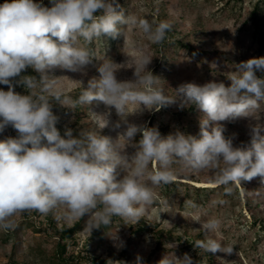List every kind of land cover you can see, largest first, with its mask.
<instances>
[{
    "label": "clouds",
    "instance_id": "clouds-1",
    "mask_svg": "<svg viewBox=\"0 0 264 264\" xmlns=\"http://www.w3.org/2000/svg\"><path fill=\"white\" fill-rule=\"evenodd\" d=\"M45 7L34 0H5L0 4V130L11 126L16 137L0 141V227H11L10 218L19 212L37 211L47 215L64 209L62 218L71 222L85 216L89 231L106 227L113 217L125 222H138L147 205L153 203L151 185L171 183L178 171L215 173V183L224 186L226 195L232 185L261 177L264 182V57L252 58L237 65L228 78L230 86L220 82L203 85L185 83L174 97L165 95L159 79L147 66L153 57L136 58L135 80L121 82L116 78V64L105 60L98 68L99 78L88 82L75 101L64 95L57 78L47 70L61 68L83 72L93 60L89 48L95 38H116L120 25L136 26L154 44L162 43L172 25L167 21L149 22L127 14L118 0H50ZM118 9H120L118 11ZM32 68L39 74L23 76L28 94L14 91L11 78ZM179 98L181 106L195 105L203 113L199 136L180 131L162 137L156 128L136 125L128 116L143 109L160 110ZM68 108L102 102L114 108L119 119L113 124L117 139L99 135L88 129L74 136L66 129L62 137L56 127L58 117L50 101ZM103 117L100 128L109 124ZM238 117H252L251 141L247 148L234 147L225 137L220 123ZM140 135L138 143L134 142ZM136 149L129 156L126 146ZM179 164L175 169L173 165ZM153 165V170H149ZM121 173L123 176L121 177ZM188 205L195 209L194 201ZM224 204L225 200H214ZM200 223L199 220H196ZM168 222V221H166ZM207 233L219 229L221 221L210 218L200 223ZM194 248L202 253L223 252L231 255L233 245L207 238L198 240ZM136 264H142L137 256ZM158 264H194L188 253H167Z\"/></svg>",
    "mask_w": 264,
    "mask_h": 264
},
{
    "label": "rangeland",
    "instance_id": "rangeland-1",
    "mask_svg": "<svg viewBox=\"0 0 264 264\" xmlns=\"http://www.w3.org/2000/svg\"><path fill=\"white\" fill-rule=\"evenodd\" d=\"M256 0H123L124 13L145 18L149 22H159L161 18L174 26L183 38V42L191 43V52L177 43L167 51L170 64L167 68L156 69L158 54L153 51L155 44L151 42L141 29L131 25H120V34L112 43L108 36L95 38L90 44L82 39L80 44L89 48L94 57L83 72H71L59 67L47 70V75L57 78L64 95L75 101L82 90L87 89L88 82L99 78L98 68L105 60L116 64L118 71L116 78L121 82L135 80V64L133 61L147 55L153 57L147 66L148 70L159 79L158 86L162 87L165 95L174 97L175 91L185 83L203 85L207 82L224 83L230 86L228 78L237 70V65L252 58L264 57V50H260L252 36V29L248 22L249 12ZM45 7H51L50 0H34ZM163 16V17H160ZM23 76L39 74L32 68L22 71L20 76L12 79L14 91L21 87L24 95L28 92L18 81ZM0 90L7 91L8 86L0 84ZM52 112L58 117L56 124L61 136L66 129H71L74 136H79L83 130L92 129L99 135L117 139L118 132L113 124L119 119L115 109L105 106L102 102L93 101L91 104L76 105L68 108L58 101L51 100ZM187 106H181L180 99L162 107L160 110L143 109L128 116V121L136 125H144L158 129L162 137L180 131L186 135L199 136L201 110H192L191 115L183 113ZM264 110V104H262ZM111 112L107 119L109 124L100 128L103 117ZM154 114L155 121L150 123ZM264 116V114H262ZM225 128V137H231L234 147L247 148L251 141V127L257 121L252 117H238L220 122ZM264 123V119L260 121ZM166 125V127H160ZM17 132L11 126L0 130V141L9 137H16ZM138 134L134 142L139 141ZM124 151L132 156L136 149L126 146ZM154 166L150 165L149 170ZM173 168L179 169L175 164ZM123 173H121V177ZM174 180L176 184L151 185L145 180L154 193L153 203L147 205L145 213L138 222H125L115 217L113 227H110L103 237L94 236L86 224L89 217H85L84 227L75 235V242L69 247L74 253L84 256L99 257L106 260V264H136V258H141L142 264H158L167 254L175 252L179 257L188 253L194 264L198 256H211L218 264H264V185L250 192L252 210L247 206V192L242 183L232 185V193L226 195L224 186L215 183V173L204 170L199 173L178 171ZM255 184V186H254ZM207 187L206 190L197 187ZM250 187H257L251 182ZM214 200H225L224 204H213ZM188 201H194L197 208L193 209ZM64 209H55L47 215L37 211L19 212L10 218L11 227H0V264H54L52 262L56 236L49 225V218L56 220L58 226L66 224L72 226L77 220L68 222L62 218ZM210 218L221 221L217 231L207 233L201 229V224ZM261 221V225L255 223ZM158 224L156 229L172 231L174 237L157 247V239L150 232L133 233V225L143 221ZM196 220H199L200 223ZM168 221V222H166ZM19 226L18 240L11 235V229ZM48 228V229H46ZM176 236H180L177 239ZM215 239L222 245H233L231 255L223 252L202 253L194 248L198 240ZM190 241V242H189ZM192 242V245H191ZM126 249V250H125ZM83 258L78 264H91ZM62 264V263H57Z\"/></svg>",
    "mask_w": 264,
    "mask_h": 264
},
{
    "label": "trees",
    "instance_id": "trees-1",
    "mask_svg": "<svg viewBox=\"0 0 264 264\" xmlns=\"http://www.w3.org/2000/svg\"><path fill=\"white\" fill-rule=\"evenodd\" d=\"M5 0H0V4H3ZM8 2H11V0H8ZM118 3L120 5V9H124L123 6V0H118ZM118 9V11L120 10ZM163 17V16H160ZM161 21H165L164 17L161 18ZM248 22L252 29V36L254 40L257 42L259 49L264 50V0H256L254 6L249 12V19ZM180 32L172 26L171 30L166 33V37L163 40L162 43L155 44V47L153 48V51L158 54V64L156 66V69H164L167 68L170 64V61L168 59L167 51L170 47H175L177 43H180L181 47H184L188 49L190 52L191 50H194L191 43H185L183 42L182 36L179 34ZM111 42L113 43L116 38H111ZM257 77L264 78V72L257 71L256 72ZM15 79V78H13ZM24 90H21V87L17 89V93H20L21 95H24ZM80 94H78L79 96ZM51 103V101H50ZM192 110H197V106L195 105H189L188 108L184 109L183 113L187 115H191ZM155 121L154 114L150 117V123ZM160 127H166V125L160 124ZM178 180H173L172 183L176 184ZM252 183H256L257 187H250ZM242 187L247 192V206L251 210L253 216L255 215L254 210H252V201L253 198L250 195V192H254V189H261V187L264 185V182H262L261 177H255L251 181H242ZM255 186V184H254ZM198 189L206 190L207 187H197ZM264 193V192H263ZM86 217V216H85ZM85 217L80 218L78 221H76L72 226H67L66 224H62L61 226H58L56 223V220L52 217L49 218V225L53 228L54 234L56 236V245L54 252L52 253L53 258L52 262L54 264L62 263V264H78L82 261L83 258H88V262L91 264H106L105 259H101L99 257H93V256H84V254L81 253H74L69 250V247L72 243L75 242V235L76 233L81 230L84 227ZM115 217L112 218V223L106 227H100L98 229H94L93 235L94 236H100L103 237L105 232L110 228L113 227V223L115 221ZM255 223L259 222L258 224L261 225V221L258 219H255ZM158 224L151 222H146L145 220L143 222H140L138 224H135L131 228V232L133 233H140V232H150L155 235L157 239V247H160L163 245V243L167 240L168 237H174V234L172 231H164L162 229H156V226ZM48 229V228H46ZM11 235L14 236L17 240L19 237V226H15V228L11 229ZM177 239H180V236H176ZM190 242V241H189ZM192 245V242H191ZM126 250V249H125ZM197 264H218L217 261H212L211 256H198L197 258ZM17 264V262H14ZM24 264H29L28 262H25Z\"/></svg>",
    "mask_w": 264,
    "mask_h": 264
}]
</instances>
